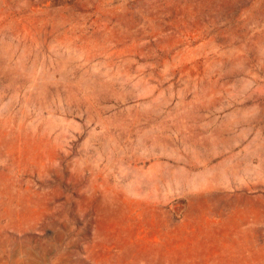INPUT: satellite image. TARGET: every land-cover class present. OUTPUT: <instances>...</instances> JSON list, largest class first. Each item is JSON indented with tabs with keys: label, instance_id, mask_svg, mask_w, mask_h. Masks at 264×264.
<instances>
[{
	"label": "rangeland",
	"instance_id": "374dc122",
	"mask_svg": "<svg viewBox=\"0 0 264 264\" xmlns=\"http://www.w3.org/2000/svg\"><path fill=\"white\" fill-rule=\"evenodd\" d=\"M0 264H264V0H0Z\"/></svg>",
	"mask_w": 264,
	"mask_h": 264
}]
</instances>
